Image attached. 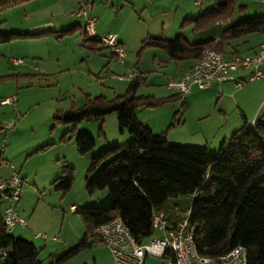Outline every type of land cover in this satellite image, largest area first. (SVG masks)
I'll return each mask as SVG.
<instances>
[{
	"label": "rangeland",
	"instance_id": "rangeland-1",
	"mask_svg": "<svg viewBox=\"0 0 264 264\" xmlns=\"http://www.w3.org/2000/svg\"><path fill=\"white\" fill-rule=\"evenodd\" d=\"M46 1L33 0L0 10V34L22 31L21 27L26 25L24 12ZM59 1L69 10V14L73 15L79 9L78 0ZM81 1L87 2L86 6H93L91 15L96 18L97 26L101 25L100 27L110 31L106 35L115 33L120 36V41L126 47L123 48L126 51L124 62L132 70L127 73L122 71L123 64H119L116 59L109 67L105 58L97 57L91 46H86L81 39L85 28L84 18L78 19L72 15L65 21H55V26L40 32V36L0 44V102L15 99L13 105H0V181L9 178L14 172L23 182L16 210L19 217L26 221L27 227H17L11 235L20 236L32 243L38 252L40 264H56L57 260L73 247L65 248L64 244L69 239H74L83 229L81 217L75 210L69 211L71 205L78 208H99L109 203L110 197L106 189L93 194L86 191L85 176L90 158L106 147L125 144L132 139L126 131L120 132L114 114L105 116L101 123L82 122L75 126L55 121V114L72 107L81 108L88 99L93 100L100 95L107 100L123 95L119 94L120 89L115 83L119 84V77L129 73L136 74L133 69L137 55L141 58V71L145 73L143 80L153 78L155 74L163 75L165 67L156 64L160 55L166 56L165 52L144 47L143 42L147 38L173 40L181 36L188 43L194 44L213 39L224 29L241 21L264 17V0H230L224 20L217 21L218 25L216 21H211L215 24L201 29L199 26L196 29L194 21L198 16L212 10L215 0ZM260 39V36H248L233 41V44L239 46L238 53L244 55L249 47ZM153 57H156L154 64ZM13 60L20 61L21 64L14 65ZM108 71L113 73L112 78L115 79L114 84H111L114 86V93L110 90V83H106L110 75ZM169 78H165V82L159 78L158 85H145L142 82L138 93L148 95L158 92L171 97L175 92L166 86ZM259 83L244 85L239 90L244 91V94L239 97L247 104H257L264 99V89H256V84ZM123 85L126 86V83ZM196 89L205 90L195 87ZM201 94V101L189 108L187 116L184 108L179 106V114L187 122L177 130L173 128L176 121L172 123V128H169V122V125L163 124V118L172 106L161 104L155 107L140 106L137 109L145 110L147 113L144 115L149 116L148 119L151 118L150 112H156V123H159L157 127H163L164 132L170 133L169 144L207 148L210 153H215L223 140L216 144L217 138L221 136L215 133L214 128H211L210 136L207 134L208 141L203 139L205 128L209 129L203 127L204 124H209L208 122L214 119H201V115L217 114L220 105L229 112H236L239 117L237 110L233 109L234 99L238 96L234 99L224 98L220 102L215 92L204 91ZM172 114L173 112L171 116ZM239 120L243 126V119L239 117ZM251 120L250 117L247 121ZM232 129L233 132L226 136L225 140L239 128ZM72 133L88 134L92 137L94 148L86 156L77 154ZM204 143L208 146H202ZM64 166L72 169L74 178L73 186L66 194L55 191L51 186V183L61 176ZM191 201L190 195L170 199L172 204L178 206L182 215L187 213ZM4 206L5 197L0 195V211ZM37 234H43L47 239L36 238ZM103 249L102 245H91L60 264L109 262L110 259L106 257ZM1 254L0 252V264H5V258ZM95 256L100 258L96 263L93 262ZM144 264L170 263L165 259L148 257Z\"/></svg>",
	"mask_w": 264,
	"mask_h": 264
},
{
	"label": "trees",
	"instance_id": "trees-1",
	"mask_svg": "<svg viewBox=\"0 0 264 264\" xmlns=\"http://www.w3.org/2000/svg\"><path fill=\"white\" fill-rule=\"evenodd\" d=\"M29 1L33 0H0V10ZM229 4L230 0H215V7L194 21L196 29L224 20ZM40 35L0 34V44ZM248 36L264 38V17L247 19L224 29L217 42L208 39L190 44L177 36L173 40L147 38L143 46L163 50L174 62L198 61L208 49L231 58L238 55L239 47L233 41ZM141 84L139 77L134 78L121 96L111 100L97 96L88 99L81 108L72 107L54 116L55 121L75 126L82 122L101 123L105 116L114 114L120 132L126 131L132 137L130 142L106 147L90 158L86 191L93 194L106 189L110 200L103 207L75 210L85 225V233L56 264L89 248L93 230L117 217L138 244L158 236L152 229L154 213H162L167 229L175 230L185 215L170 199L182 195L192 196L187 211L188 228H194V242L200 255L216 259L241 246L246 250V264H264V114L252 126L244 125L223 141L215 153L207 148L169 144L164 133H153L136 119L134 112L140 106L155 107L170 98H139L136 92ZM71 137L79 156H86L94 148L88 134L72 133ZM73 180L72 169L64 166L51 186L66 194ZM0 252L5 264H40L32 243L5 231L2 211ZM164 259L173 263L170 253Z\"/></svg>",
	"mask_w": 264,
	"mask_h": 264
},
{
	"label": "built area",
	"instance_id": "built-area-1",
	"mask_svg": "<svg viewBox=\"0 0 264 264\" xmlns=\"http://www.w3.org/2000/svg\"><path fill=\"white\" fill-rule=\"evenodd\" d=\"M79 9L72 16L84 18L85 37H95L96 18L88 14L86 3L79 0ZM100 45L109 50L119 64L124 63L126 51L116 42L114 35H105L98 39ZM14 65L21 64L13 60ZM240 72H246L247 82H254L264 78V42L252 55H236L225 58L219 52L205 50L201 58L180 77L169 78L167 88L176 93L179 100L183 101L193 88L207 89L212 85H220L231 82L235 88L242 87V80L237 79ZM138 74L129 73L119 77L120 81H129L137 78ZM14 98L5 99L0 105H13ZM253 123L250 125L252 126ZM22 180L19 175H12L0 181V195L5 197V206L2 209V219L5 231L11 233L15 228L25 229L27 223L17 213L16 206L20 201ZM189 212L175 230L167 229L162 213H154L152 216V229L158 236H153L143 244H138L130 234L120 218L95 228L90 245H102L106 247L114 264H144L145 259L153 257L164 259L167 253L173 256L170 264H246V250L239 246L216 259H210L200 255L194 242V228H188ZM36 238L46 239L43 234H37ZM55 240V239H54Z\"/></svg>",
	"mask_w": 264,
	"mask_h": 264
},
{
	"label": "crops",
	"instance_id": "crops-1",
	"mask_svg": "<svg viewBox=\"0 0 264 264\" xmlns=\"http://www.w3.org/2000/svg\"><path fill=\"white\" fill-rule=\"evenodd\" d=\"M79 6L80 5H78V8H79ZM86 7L88 10V14L90 16H93V15H91V13L94 10L93 6L91 5V6H86ZM71 15H72V13L69 14V10L66 9L65 5L63 3H61L59 0H47L45 3H42V4L40 3L36 6H32L24 12L26 25H25V27H21L22 31H19V33L29 35V34H38L40 32H44L46 29L53 28L55 26V21H65L66 19H70ZM84 25H85V20H84ZM100 26L101 25L97 26V24H96V26H95V37H91V38L84 36V28H83V31L81 34V39H82L83 43L86 44V46H88V45L91 46V50L95 53V55H97V57H100L101 59L105 58L107 61V64L110 67V64L112 65V63L114 62L113 60H115L114 56H112V54L109 52V50L103 48L100 45V43L96 42V40H98L102 36L109 34L108 32H110V31H107V29H104L103 27H100ZM111 34L115 36L116 42L119 43L125 49L126 48L125 44L120 41V36L115 34V33H111ZM218 38H219V35L213 37V39H210V40L217 42ZM262 42H264V38H261L253 46L249 47L248 51L246 53H244V55H252L253 53H255L258 49V46ZM238 55H241V54L238 53ZM241 56H243V55H241ZM159 57L160 58H159L156 65L157 66H164L166 74L165 73L163 75L155 74V76L153 78L151 77L149 79L143 80V78L145 77V73H142L143 71H141V58L139 55H137V61L135 62V67L133 70L136 71V74L138 73V77L142 80V82H144L145 85H148L149 83L158 85V84H160L159 78H161L162 82L163 81L165 82L167 77H170V78L180 77L183 73L188 71L196 63V60H180V61L174 62V61H170L167 56L164 57V56L160 55ZM226 58H230V57L226 56ZM101 59H100V61H101ZM154 61H156V57L152 58L153 64H154ZM123 67H124V69L122 71H124L126 73L128 71L132 70L131 68H129L125 64V62L123 63ZM108 72H110L109 73L110 75L108 73H106L107 75H109V78H108L109 80H107L106 83H108V82L110 83V87H111L110 90H112V92L114 93L115 89L113 88L114 86L112 87L111 84H114L115 79L112 78L113 73H111V71H108ZM247 76H248V74L246 72H240L237 75V79L242 80V82H243L242 87L244 85H246L247 83L260 82L259 84H256V87H257L256 89H258V88L264 89V78H261L259 80L254 81V82H247ZM129 82L130 81H120L119 84L115 83V85H117V88L120 89L121 93H119V94L125 93ZM99 83H102V82L99 81ZM124 83H126V86L123 85ZM157 85H155V86H157ZM241 88H235V86L231 82L223 83L220 85L215 84V85H212L211 87H209L205 90H197V89L195 90V88H193V90L187 96H185L184 100L181 101L178 99V97L175 93L171 97H166L167 95H163V94L158 93V92L149 93L148 95H143L141 93H138L139 89H140V87H139L137 92H136V96L139 98H147V99H151V100H164V99L170 98V100H168L166 103H164V105L168 106V107L172 106V108L170 107V110L168 112H166V115L164 118L162 116H160V118L164 119L163 120L164 125L168 124V122H169V124L170 123L172 124V123H174V121H176V126H174V127L172 126V127L175 128L174 130H177V129L184 127L186 125V122H187L186 119H182V115L179 114L180 107L182 106L184 108L185 115L187 116V113L189 112V108H191L195 104L197 105L198 101H201V99H202L201 93H204V91H207V93H210L211 91L213 93L215 92V94H217L216 96L218 97V100L220 102L224 98L225 99H227V98L234 99L235 96L237 95L238 97L236 99H234L235 108L233 106V109L237 110L239 117L243 119L244 125H246L248 127L259 116L264 114V99H261L257 104H253V105L247 104V103H245L244 100H242L239 97V96L244 94V91H239ZM234 92H236V93L234 94ZM100 96H102V95H100ZM118 96H121V95H118ZM218 110L219 111L217 114L213 113L212 115H209V114L208 115H201V119H208L210 117H213L214 120H210V122H208L209 124H206V125L204 124V126H203V127L209 128V129L205 128V131H204L205 134L203 135V139H205V141H208V138H209L208 136H210V130H211V128H214L215 133H219V135L221 136V137L217 138L216 144H218L220 142V140L225 141L226 136H228L229 134H231V132H233L234 129H232V128H235V130H237L239 128L238 129V131H239L244 127V125L242 126V124H240V120H239V117L236 115V112H232V111L229 112L228 110L222 108L220 105L218 107ZM172 112H173V114L171 116ZM145 113H147V112H145V110L143 111V109H137L136 108L135 109L136 119L140 123L149 127L151 131L158 132L156 134L164 133L166 135L167 142H169L168 140L170 139L169 138L170 133L164 132L163 127L162 128L160 127V129L157 127V125H159V123L158 122L156 123V118H157L156 112H150V116H151L150 119H148L149 116L148 117L145 116L146 115ZM185 115H184V117H185ZM248 116H250L252 118V120L250 122L247 121L248 118H250ZM237 119L239 122L237 121ZM157 130H161V131H157ZM203 130H204V128H203ZM207 134H208V136H207ZM203 139H202V141H203ZM222 142L220 143V145L222 144ZM202 146H208V145L206 143H204ZM76 209H78V207L71 205L69 208V211H74ZM84 233H85V225L83 223V229H81V231L78 233V235H76V237L74 239H72V240L69 239V241H67L63 247L68 248L69 246L76 245L79 242V240H81ZM54 239L55 238H53V240ZM103 250H104V253L106 254V257H108L110 259L109 262L107 261L103 264H114L109 250L106 247H104ZM99 259L97 256H95L93 258V262L96 263L97 260H99ZM144 263H145V261H144Z\"/></svg>",
	"mask_w": 264,
	"mask_h": 264
}]
</instances>
